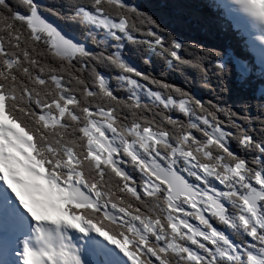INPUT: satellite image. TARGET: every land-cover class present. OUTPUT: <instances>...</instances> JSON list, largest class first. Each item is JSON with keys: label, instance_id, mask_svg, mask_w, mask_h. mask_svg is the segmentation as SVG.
I'll use <instances>...</instances> for the list:
<instances>
[{"label": "snow or ice", "instance_id": "obj_1", "mask_svg": "<svg viewBox=\"0 0 264 264\" xmlns=\"http://www.w3.org/2000/svg\"><path fill=\"white\" fill-rule=\"evenodd\" d=\"M61 4L0 0V264H264V0H194L203 42L128 0Z\"/></svg>", "mask_w": 264, "mask_h": 264}, {"label": "trees", "instance_id": "obj_2", "mask_svg": "<svg viewBox=\"0 0 264 264\" xmlns=\"http://www.w3.org/2000/svg\"><path fill=\"white\" fill-rule=\"evenodd\" d=\"M62 0H40L46 7L63 12ZM129 3L135 4L138 8L150 13L156 21L168 31L172 32L178 39L188 41H206V37L191 22V13L194 0H128ZM51 15V14H50ZM54 16V15H52ZM63 27H68L65 20L54 16ZM80 41L87 45L92 51H99L101 48V38L93 34V30L82 31L77 28L74 32ZM95 41V43H94ZM111 43L106 42L105 47ZM124 57L128 59L132 66L142 72H150L155 78L163 79L168 83L177 85L190 91L201 98H210L211 93L200 85L199 77L194 70L183 68L181 70L170 69L160 57L149 54L145 48L140 45H134L126 39L123 40ZM188 58L187 53L181 52ZM191 55H196L192 52ZM148 59L149 63H143ZM106 75H115V70H102ZM175 115V113H174ZM183 118V117H181ZM235 147V145H233Z\"/></svg>", "mask_w": 264, "mask_h": 264}, {"label": "rangeland", "instance_id": "obj_3", "mask_svg": "<svg viewBox=\"0 0 264 264\" xmlns=\"http://www.w3.org/2000/svg\"><path fill=\"white\" fill-rule=\"evenodd\" d=\"M59 23H60V22H59ZM92 30L94 31L93 34H94V35H98V36L101 38V40L103 39V40H106V42H108V43H112L111 39L104 37V36L102 35V33H101L100 30H97V29H94V28H93ZM73 35H75V36L78 38V43H83V42L80 41L79 37H78L76 34H73ZM123 40H125V39L122 38V40H121L122 44H123ZM83 44L87 47V45H86L85 43H83ZM124 58H125V57H124ZM125 60L127 61V63H129L128 59L125 58ZM129 64H130V63H129ZM130 65L132 66V64H130ZM50 211H51V213H52L53 215L56 214L54 210H51V209H50Z\"/></svg>", "mask_w": 264, "mask_h": 264}, {"label": "water", "instance_id": "obj_4", "mask_svg": "<svg viewBox=\"0 0 264 264\" xmlns=\"http://www.w3.org/2000/svg\"><path fill=\"white\" fill-rule=\"evenodd\" d=\"M44 15L47 17V19L49 21H51L53 24H55L56 26L63 28V25L61 23H59V21L52 15H50L49 13H44ZM72 38L78 42V38L75 35H72Z\"/></svg>", "mask_w": 264, "mask_h": 264}, {"label": "bare ground", "instance_id": "obj_5", "mask_svg": "<svg viewBox=\"0 0 264 264\" xmlns=\"http://www.w3.org/2000/svg\"><path fill=\"white\" fill-rule=\"evenodd\" d=\"M64 28V27H63ZM94 32V31H93Z\"/></svg>", "mask_w": 264, "mask_h": 264}]
</instances>
